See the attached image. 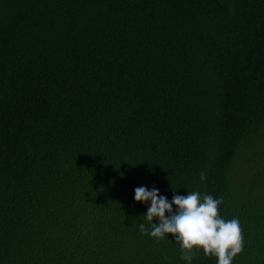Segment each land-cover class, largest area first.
<instances>
[{"label": "trees", "instance_id": "obj_1", "mask_svg": "<svg viewBox=\"0 0 264 264\" xmlns=\"http://www.w3.org/2000/svg\"><path fill=\"white\" fill-rule=\"evenodd\" d=\"M141 186L264 264V0H0V264H188Z\"/></svg>", "mask_w": 264, "mask_h": 264}, {"label": "clouds", "instance_id": "obj_2", "mask_svg": "<svg viewBox=\"0 0 264 264\" xmlns=\"http://www.w3.org/2000/svg\"><path fill=\"white\" fill-rule=\"evenodd\" d=\"M205 179V173L201 172L200 180ZM158 192V189L149 190L143 186L134 190L136 202L150 201L144 217L150 222L151 230L142 223L139 225L141 234L157 240L171 234L180 244L181 259L188 264L197 254L194 250H202L205 256L216 257L217 264H232L234 257L243 251L244 237L239 219L225 221L219 215L222 199L208 194L201 196L199 191H192L186 195H174L169 202ZM153 218L158 219V224L152 223Z\"/></svg>", "mask_w": 264, "mask_h": 264}, {"label": "rangeland", "instance_id": "obj_3", "mask_svg": "<svg viewBox=\"0 0 264 264\" xmlns=\"http://www.w3.org/2000/svg\"><path fill=\"white\" fill-rule=\"evenodd\" d=\"M261 152H258L257 154H255L254 156L252 157H246V160H244L241 165L245 166V168L247 169L246 171H248L249 173V169L252 167V166H255L257 161H260L261 159ZM243 173V172H242Z\"/></svg>", "mask_w": 264, "mask_h": 264}]
</instances>
